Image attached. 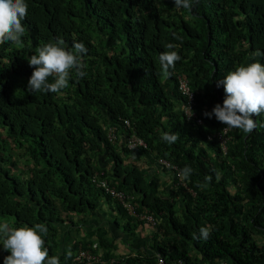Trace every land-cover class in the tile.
Wrapping results in <instances>:
<instances>
[{"label": "trees", "instance_id": "1", "mask_svg": "<svg viewBox=\"0 0 264 264\" xmlns=\"http://www.w3.org/2000/svg\"><path fill=\"white\" fill-rule=\"evenodd\" d=\"M191 2L188 10L173 0H26L22 43L0 44V223L44 224L45 247L60 264H77L79 246L64 247L61 228L101 223V216L122 227L131 246L126 255L113 229L95 226L92 233L106 232L98 241L105 264H156L159 254L186 264H264V113L253 117L250 134L230 128L226 150L220 139L207 138L226 125L204 115L223 104L218 81L238 66L264 65V0ZM59 39L69 51L75 42L86 46V75L72 72L58 93H30L28 58ZM166 42L181 57L167 79L159 63ZM179 74L194 92L190 116ZM165 132L179 139L169 145L161 139ZM134 136L147 145L131 148ZM161 158L191 166L185 185ZM159 172L169 184L162 185ZM95 175L134 195L137 210L151 214L155 226L98 187ZM203 226L211 229L209 239H193ZM145 227L148 244L132 242ZM90 236L82 243L95 252ZM9 254H0V264Z\"/></svg>", "mask_w": 264, "mask_h": 264}, {"label": "clouds", "instance_id": "2", "mask_svg": "<svg viewBox=\"0 0 264 264\" xmlns=\"http://www.w3.org/2000/svg\"><path fill=\"white\" fill-rule=\"evenodd\" d=\"M173 3L176 8L182 7L188 10L193 6L191 0H173ZM27 13L28 5L26 0H0V44L11 42L20 45L22 43V37L26 34V29L22 21L26 18ZM174 38L176 40L181 39L179 35L175 34ZM164 47L168 50L160 54L159 63L161 66V75L167 79L172 75L170 69L175 68L176 62H178L181 57L173 50L175 48L174 43L166 42ZM73 48L74 51L67 50L64 46L63 39H59L55 43L48 42L36 49L37 54L28 58V64L33 68L27 86L30 93H58L62 89L68 87V81L72 72H75L79 77L86 75L84 70L85 65L82 63L81 57L83 54H87L88 50L81 42H75ZM49 78H52L54 82H50ZM177 80L179 89L180 80H187L190 86L189 79L183 75L179 74ZM221 84L225 92L223 104L217 103L211 112L206 111L204 115L208 118L215 116L217 121L226 125L222 130L214 131L212 134L209 133L207 137L209 140L216 141L215 138L220 139L221 134L224 139V142L220 139L222 148L225 147L224 150H226V143L228 140L227 134L230 128L240 129L245 134H250L257 128V122L253 117L264 113V65L259 62H253L246 66H238L234 71H230L222 80L218 81L217 86ZM190 94L191 92L187 95L190 96ZM187 95H185L186 98ZM187 101L188 100L185 101L183 106L185 116L187 115ZM199 121L201 122L202 120L200 119ZM125 122L129 124V121L126 120ZM115 129V127L108 129V132H110V139L116 138L113 134ZM161 139L165 143L171 145L174 144L179 137L175 133L165 132L162 134ZM146 145L147 143L145 142L143 146ZM160 162L170 168V170H173L172 174L177 176V182L180 185H185L186 180H188L193 173V169L189 165H185L180 169L167 159L161 158ZM159 174L160 172L157 174L158 178L160 177ZM167 177H169V175ZM220 178V173L216 172L217 181H219ZM211 181L212 177L210 175L206 176L204 178V183L198 186L203 189L207 187ZM123 192L127 195L125 199L127 205H125L123 200L121 201L126 208H128V205H131L133 210L128 208L130 212L136 214V216L141 219L147 220L152 226H155L156 220L151 214L140 213L137 210L136 204L133 203L135 196L125 191ZM86 224L87 222H84L79 226H75L78 231H82V233L85 232V234L82 235V233H80L79 238L73 243L65 245L66 247H70L75 244V242H77L79 246L82 245L84 247L82 242L88 239L87 235L89 233L86 231ZM88 230L90 229L88 228ZM47 233L48 228L42 223H37L32 227H12L7 222L0 223V254L4 250L10 253L3 258V264H60L59 257H50L48 249L45 247L44 236H47ZM210 235V227L203 226L199 229V235H194L193 239H202L206 241L209 239ZM64 236L61 239L62 244L64 243ZM98 245V243L95 244L97 247ZM77 249L75 250V254ZM95 252H101L103 255L102 249H99V247L98 250L95 249ZM70 255L71 253L69 252L68 256ZM179 260L184 261V259H177L172 261L166 260V262L168 264H175ZM184 262L186 264V261Z\"/></svg>", "mask_w": 264, "mask_h": 264}, {"label": "built area", "instance_id": "3", "mask_svg": "<svg viewBox=\"0 0 264 264\" xmlns=\"http://www.w3.org/2000/svg\"><path fill=\"white\" fill-rule=\"evenodd\" d=\"M180 89L185 95L191 92L190 96L187 95L188 101L186 104V113L188 116H190L192 115V107L194 105V92L191 90L187 80H180ZM220 139L222 140V142H224L223 136L221 134H220ZM137 142H139L142 145H145L144 140L134 136L132 137L129 146L131 148L135 147ZM94 181L99 187H105L107 191H110L112 194L116 195L118 198H120V200H123L125 205H127V203L125 202V199L127 198L126 193L115 189L114 186H110L106 180H100L97 175L94 176ZM127 207L130 210H133L131 205H128ZM157 259H158L157 264H168L161 255H159ZM74 261L77 262L78 264H105V260L102 258L101 252H94L91 249L84 248L82 245H80L79 248L77 249L74 257ZM114 261L115 260L113 259L112 262ZM175 264H185V262L183 260H179ZM213 264H231V263L228 260L222 259L215 261Z\"/></svg>", "mask_w": 264, "mask_h": 264}, {"label": "crops", "instance_id": "4", "mask_svg": "<svg viewBox=\"0 0 264 264\" xmlns=\"http://www.w3.org/2000/svg\"><path fill=\"white\" fill-rule=\"evenodd\" d=\"M159 176H161L163 178L165 177L162 174L161 175L159 174ZM160 182H162L163 186L169 184L168 182H164V181H160ZM101 223L103 225H108L110 227V229H113V231L116 233V238H117V239H115L116 243H119V242H121V240H123L122 237H125V233L123 234V232H121V231H123L122 227L120 229H117L115 227V225H113V224H110V223H107V222L105 223L103 221H101ZM101 223H97L96 221H91V220L88 219V222L86 224V231L90 232L92 234L90 236V239H92V240L94 239L96 241L95 244L98 243V241H99V234H98V232L97 233H92V231L95 228V226H97L98 224L102 225ZM88 228L90 230H88ZM63 229L66 232V235L64 236V241H63L64 242L63 243L64 246L73 243L77 238H79V234L82 233V231H78L75 226H72L70 228H63ZM136 239H138V241H141V243L145 242V244L147 245L148 244V239H149L148 231H145V232H144V230L140 231L139 232V236H137L134 240H132V242L137 244L138 242L136 241ZM121 245L123 247L125 246V244H119V248L121 247ZM123 250H118L116 253L120 254V251H123ZM124 251H123V253H126V251L125 252ZM126 255H128V254H126Z\"/></svg>", "mask_w": 264, "mask_h": 264}, {"label": "rangeland", "instance_id": "5", "mask_svg": "<svg viewBox=\"0 0 264 264\" xmlns=\"http://www.w3.org/2000/svg\"><path fill=\"white\" fill-rule=\"evenodd\" d=\"M254 58H257V57H259V55L257 54V53H254ZM251 63H253V62H251ZM0 127H1V125H0ZM160 178L164 181V182H167V180H166V177H161L160 176ZM142 195L140 194V195H138V198H140ZM105 211H107L108 213L111 211L112 212V206H110V207H108ZM104 213V215L106 214L105 212H103ZM115 213H117V212H115ZM77 217V216H76ZM101 219H102V221L103 222H105L106 223V218H105V216L103 217V216H101ZM109 223V222H108ZM106 226H108V225H106ZM63 228H70V226H66V227H63ZM145 229H146V227H145ZM146 231H150V230H148V229H146ZM62 233H63V235H62ZM106 232H105V229L103 228L102 230H100V232H98V234L101 236V235H103V234H105ZM85 234V232H83L82 233V235H84ZM62 235V236H61ZM61 235H59L60 236V240L63 238V236L64 235H66V232H65V230L64 229H62L61 228ZM88 235L90 236V233H88ZM79 236H80V234H79ZM99 236V237H100ZM123 239V242L125 243V246H124V250L125 251H129V248H131V246H128V245H126V237H123L122 238ZM136 241H138V239H136ZM62 244V243H61Z\"/></svg>", "mask_w": 264, "mask_h": 264}]
</instances>
